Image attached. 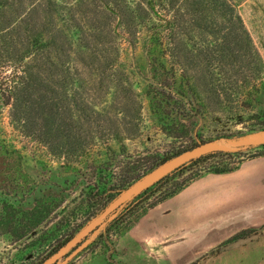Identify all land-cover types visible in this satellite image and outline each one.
Listing matches in <instances>:
<instances>
[{"label":"rangeland","instance_id":"374dc122","mask_svg":"<svg viewBox=\"0 0 264 264\" xmlns=\"http://www.w3.org/2000/svg\"><path fill=\"white\" fill-rule=\"evenodd\" d=\"M115 1L123 5V0L103 1L107 10L93 0H0V264H43L73 239L102 211L104 199H91L102 187L98 177L114 181L125 174L128 162L148 166L202 140L237 138L264 125V0H230L243 26L239 32L246 33L258 62V69L248 72L253 76L248 86L244 71L235 77V86L211 80L220 67L214 59L222 47L215 36L194 28L187 16L174 39L164 40L162 58L147 61L145 30L135 26L124 6L121 22ZM124 1L131 8L136 0ZM226 34L227 29L218 35ZM52 38L58 39L57 49L29 52L35 39L40 44ZM49 60L65 62L67 86L57 88L56 94L62 119L46 127L37 118L23 130L10 118L8 87L25 63L32 74L49 80ZM210 60L214 62L209 67ZM225 60L234 63L230 56ZM154 68L159 69L156 74ZM225 69L234 74L227 65ZM162 73L168 82L175 74L194 86L195 98L189 101L201 116L195 117L194 111L182 114V129L161 124L150 113L148 86L162 83L158 79ZM64 122L71 137H54ZM102 131L108 135L100 138ZM257 158H264V147L215 156L187 168L120 209L119 220L86 237L90 244L67 264H264V206L258 208L261 222L255 227L249 221L256 219L257 208L250 203L241 211L218 216V221L225 220L224 230L219 222L206 227L214 219L208 213L198 240H187L193 232L179 223L192 218L188 222L194 224L195 213L188 217L187 210L179 208L188 191L207 185L211 176L223 175L215 173L216 168L227 165L236 171ZM209 187L203 188L206 198L211 195ZM148 215L153 217L142 223L134 243L132 236ZM240 216L250 220L241 223ZM165 221L169 227L162 228L159 244L168 249L169 261L164 254H149L147 248L132 251L142 248L150 224ZM80 225L73 238L51 252ZM240 225L246 228L239 229ZM151 238L147 237L150 246Z\"/></svg>","mask_w":264,"mask_h":264},{"label":"trees","instance_id":"16d2710c","mask_svg":"<svg viewBox=\"0 0 264 264\" xmlns=\"http://www.w3.org/2000/svg\"><path fill=\"white\" fill-rule=\"evenodd\" d=\"M97 1V3L103 4L104 0H93ZM115 5L117 9L119 8L121 12L117 15V11H113V14L119 16L120 21L124 15V7L128 10V13L132 15V20L135 22V26L140 27L145 30L146 36V58L147 61H159L162 58V47L165 39H174L176 30L180 27V22L183 21V17H188L189 22L194 28L199 29L201 32H206L214 38L217 39V42L220 43L221 46V55H216L214 61H217L218 71L214 74L212 72L210 78L211 80H215L216 82L224 81L226 84H231V86H235L237 74H241L244 71L246 74L243 76L245 86H248V81L253 79L251 73L248 74L249 71H253L258 69V62L254 58L252 54L251 44L245 32L240 33L242 30L241 20L238 15H236L233 5L230 0H136L134 1V6L129 7V4L123 0V5L120 3H116ZM53 4V3H52ZM50 5V4H49ZM104 5V4H103ZM108 10L109 5H104ZM124 6V7H123ZM221 24V26H219ZM226 25V27H225ZM227 29V34L225 37H219V33L221 30ZM40 34V33H39ZM41 37V34H40ZM222 39V40H221ZM34 45L32 46V50L29 52L41 51L45 48H50L54 50L58 47L57 42L54 39H50L48 42H40L38 39L33 41ZM62 46V45H61ZM230 56L233 58L234 63H227L225 58ZM210 60L207 65L209 67L213 62ZM239 61V64L236 63ZM58 62V61H57ZM211 64V65H210ZM48 71L50 72L49 80H44L39 77L38 74H32L31 68L29 67V63H25L22 72L17 74L16 80L12 81V87H8V95H7V105H10V118L12 123L16 124L18 127L25 130L29 123H35L37 118H42L45 126L48 127L50 124H55L58 119H62L59 115V102L61 99H58L57 90L62 88L65 89L67 86V80L65 76V62L60 60V63H52V61H48ZM225 65H227L230 70L234 71L233 75H228V70L225 69ZM161 68H163V64L161 63ZM159 69L153 70L156 74ZM219 72V73H218ZM225 72V73H223ZM164 74V73H162ZM163 76V77H162ZM167 76L159 75L158 79H162V83L154 84L150 83L147 90V95H149V110L151 115L161 124L171 125L177 129H182L183 125L181 124L182 114L185 112H195V117L201 116L200 109H193L190 104V99L195 98V90L194 86L190 85L191 83L187 81L183 83L181 80L177 79L175 74L171 76V82L166 81ZM250 79V80H249ZM230 81V82H229ZM220 86V85H219ZM58 88V89H57ZM254 88V87H253ZM217 93V97H218ZM10 102V103H9ZM25 106H28L25 109ZM26 114V117L23 114ZM23 116V117H22ZM66 114L64 117L66 119ZM59 127V132L57 131L54 137H61L63 134L66 137H71V133L69 132L71 128L64 123H61ZM69 130V131H68ZM264 130V125L259 126L258 128L251 129L249 133L262 131ZM49 132V129H47ZM92 132H89L91 135ZM52 135V134H51ZM108 134L104 131L101 133V137L107 136ZM246 134H242L243 136ZM201 140V137H199ZM214 139L209 138L208 140H202L189 148H184L178 150L171 155H166L157 159L156 161H152L148 166L136 165L134 163L128 162L126 163V172L122 176H118L114 181H110L107 179V176L98 177V182L101 183L102 187L97 188L94 196H91V199L103 198L104 203L101 206V210H103L118 194L131 185L135 180L140 178L142 175L146 174L150 170L154 169L161 163L169 160L170 158L189 150L198 144L213 141ZM77 145V144H76ZM264 147V146H262ZM259 148V147H258ZM75 149V146L73 147ZM234 154H222V153H214L209 154L200 159H197L191 162L188 165H185L172 173L171 175L162 179L159 183L155 184L142 194H140L137 198H135L128 205L135 203L157 187L166 183L169 179L173 178V176L183 172L187 168L195 166L203 161L213 158L215 156H231ZM104 162L102 165H105ZM236 169L229 168L227 165L221 167L220 169H215V173L224 174L232 172ZM100 174L104 170L100 168ZM100 209L97 210V212ZM2 211V215H3ZM94 214L90 215V218H93ZM89 219V218H88ZM88 219L86 221H88ZM119 220V215L108 225L111 226L115 224ZM4 223V221H3ZM2 223V224H3ZM82 226H78L74 229L63 242L58 243L53 250L54 253L57 248H60L64 243L68 242L73 236L77 233L78 229Z\"/></svg>","mask_w":264,"mask_h":264},{"label":"crops","instance_id":"0c3cea01","mask_svg":"<svg viewBox=\"0 0 264 264\" xmlns=\"http://www.w3.org/2000/svg\"><path fill=\"white\" fill-rule=\"evenodd\" d=\"M209 180L210 182L206 183L207 185L203 184L199 188H198V185H196L195 188H193L191 191H188V194L184 196L185 199L182 200L183 202L180 203L181 205L179 206V208L180 209L185 208V210H187L188 217H191V216L193 217L195 213L193 220L191 221L192 223H194L193 225H191V223L188 222L192 218L190 220H184L183 222L182 221L179 222L181 224L183 223L187 224L188 228L187 227L184 228V226H181L182 228H184V230L187 229L190 231L191 229L193 232L192 235H189V233L188 235H186L187 240H189L190 237L194 240L197 239V236L199 237L198 234L200 232V229H202L201 227L204 226V223H202V220L206 217L205 215H207L208 213L211 214L214 217V219L211 221L212 223L209 224L210 226L205 225L206 227H211V225L215 226L217 222H219V224L222 225L223 223H225V220L221 219L218 221V218H219L218 216L224 215L225 217L228 214H231V213L233 214L235 210L241 211V207L244 205L245 206L249 205V203L251 205H255L257 208L256 209V219L250 220L248 217L240 216V218L237 219V221H240L242 223V222L247 221L248 219L251 221V222L249 221L251 227H255L261 222L260 221L261 219L257 217L259 214L258 208H263L264 206V158H257L256 160H253L251 162L244 163L240 167V169L232 173L211 176ZM208 187L211 190V195L209 198H206L203 194L204 192L203 188L205 190ZM189 195L193 197V199H191ZM197 196H199L201 199L200 198L196 199ZM205 198L208 200H206ZM239 214L242 215V213H239ZM154 216L161 217V215H154ZM152 217L153 215H148L147 217L142 218L139 225L137 226L135 235L132 236V240H134V243H136L137 237L140 238L139 232L141 230L142 223L144 221L147 222ZM223 225H222L223 226L222 228L224 230L226 227V224H223ZM165 226H168L166 221L163 223V225L161 224L155 225L154 223L150 224L148 228L149 232L147 231L148 234H146V236L143 238L144 243H141L142 248L139 247L137 250L135 247V249L132 251H135V253L137 251L139 252V250L141 252H144L145 249L147 248V251L149 254H152V255L164 254L167 260L169 261L168 249L159 244L160 243L159 241L161 240L160 232H162V228ZM241 227L242 225H240L239 229L246 228V227H242V228ZM171 229L168 228V232H171L169 231ZM155 232H158V235H156ZM171 234H175V233L171 232ZM147 237H152L151 238L152 246L147 244ZM197 242L198 243H196L195 245L199 247L200 242L199 241ZM172 253L174 255L173 251ZM174 259L176 260L177 258L174 256L173 260Z\"/></svg>","mask_w":264,"mask_h":264},{"label":"water","instance_id":"95a60500","mask_svg":"<svg viewBox=\"0 0 264 264\" xmlns=\"http://www.w3.org/2000/svg\"><path fill=\"white\" fill-rule=\"evenodd\" d=\"M262 146H264V130L249 133L237 138L213 140L201 143L170 158L146 174L142 175L131 185L121 191L118 196H116V198H114L99 213V215L91 219L73 239L61 247L43 264H56L59 259H63L59 264H67L79 252H81L90 244V240L86 239V237L90 236L101 226H106L111 223L117 217L118 211L120 209H123V207L131 203L140 194L159 183L162 179L171 175L181 167L209 154H234ZM81 240L84 241L71 254L65 257V254L68 253V251H70Z\"/></svg>","mask_w":264,"mask_h":264}]
</instances>
